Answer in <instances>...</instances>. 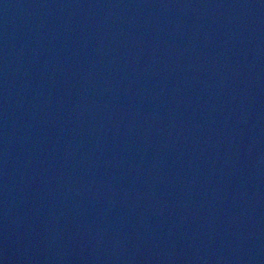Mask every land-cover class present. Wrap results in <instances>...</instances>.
<instances>
[{
	"label": "water",
	"instance_id": "water-1",
	"mask_svg": "<svg viewBox=\"0 0 264 264\" xmlns=\"http://www.w3.org/2000/svg\"><path fill=\"white\" fill-rule=\"evenodd\" d=\"M0 264H264V0H0Z\"/></svg>",
	"mask_w": 264,
	"mask_h": 264
}]
</instances>
